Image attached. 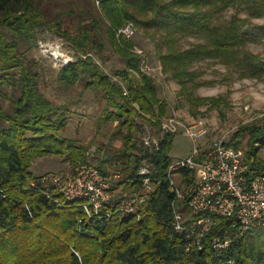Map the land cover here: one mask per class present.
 I'll return each instance as SVG.
<instances>
[{
	"label": "trees",
	"instance_id": "1",
	"mask_svg": "<svg viewBox=\"0 0 264 264\" xmlns=\"http://www.w3.org/2000/svg\"><path fill=\"white\" fill-rule=\"evenodd\" d=\"M98 2L89 22L77 13L78 25L69 29L64 18L74 11L50 15L35 0H0V264H264V226L250 228L221 253L213 239L234 234L235 217L217 216L202 247L175 229L178 199L168 168L176 134L165 132L163 124L170 105L159 95L151 75L141 69L142 55L147 60V53L142 48V53L136 51L133 36L117 33L130 22L150 35L161 70L178 82L179 92L196 114L199 105L217 102L194 95L203 84L193 69L195 62L219 58L243 74L264 75V55L248 49L250 43L264 39V23H252L264 17V0ZM231 8L235 12L225 18ZM100 24L125 60V67L115 72L122 81L94 58L101 47ZM45 30L74 49L75 58L58 70L57 80L66 85L80 82L98 91L105 104L100 118L105 124L116 122L114 136L122 141L109 156L96 157L101 173L119 174L113 189L121 186L122 192L91 215L79 200L67 199L52 188L47 191L42 175L31 171L33 160L47 154L64 157L76 168L92 161L88 145L62 133L68 127L69 108L56 106L40 89L42 59L31 51ZM187 36L200 41L180 47ZM142 122L157 130L158 149L143 147ZM228 144L244 149L250 176L264 173V122L240 126ZM145 158L152 164L149 177L155 188L139 215L123 213L122 199L143 190L139 170ZM176 174L186 189L195 170L181 167ZM186 201L182 199L183 212Z\"/></svg>",
	"mask_w": 264,
	"mask_h": 264
},
{
	"label": "rangeland",
	"instance_id": "2",
	"mask_svg": "<svg viewBox=\"0 0 264 264\" xmlns=\"http://www.w3.org/2000/svg\"><path fill=\"white\" fill-rule=\"evenodd\" d=\"M35 1L39 4V7L46 10L50 15L76 12L72 15L69 13L64 18L65 27L69 29H73L78 25L77 13H81L80 16H84L85 21L89 22L91 19L90 14L95 11L99 3L98 0ZM234 12L235 9L231 8L224 13V17L229 18ZM241 16H246V13L241 11ZM252 23H264V17L254 18ZM131 24L135 29L133 34V39L137 42L135 49L141 50L142 48L147 53V60L145 66H143L144 70L155 80L159 95L168 100L170 105L169 117L175 116L182 121L203 117L207 121L209 133L211 134L196 143L200 151L211 140L224 134H227L231 139L232 134L240 126L264 122V75L249 76L243 74L238 67L224 63L219 58L208 57L195 62L193 69L198 72V80L202 81L203 84L194 90V95L214 98L217 104L212 106L211 102L207 101L205 104L199 105L197 108L198 113L194 114L191 103L179 92L180 85L178 82L161 70L160 61L155 52V45L150 35L143 30L136 29L133 23ZM100 33L99 43H101V47L94 58L115 80L122 81V78L115 72L125 67V60L120 57L108 41L103 24H100ZM38 37V46L32 49L31 54L42 59L43 74L39 81L40 89L56 106L65 105L69 108L67 114L69 118L68 127L62 133L88 145L87 155L92 160L88 161L97 167L96 157L109 156L114 149L122 145L121 139L114 136L116 122L113 124L102 122L100 117L105 104L98 91L84 88L80 82L66 85L57 80L58 70L75 58L74 49L62 38L49 31L40 32ZM199 41L195 36H187L180 40L179 46L188 48ZM248 49L264 55V39L256 43H250ZM166 120L167 118L163 120V124ZM142 127V140L148 136L155 140L159 139L157 136L159 134L155 128L145 122H142ZM246 139L247 137L244 139V144ZM194 147L195 144L191 138L176 133L170 156L173 161L185 159L193 155ZM261 155L264 157V148L261 150ZM79 166L74 167L70 160L64 157L47 154L33 160L31 171L36 175H62L71 179L77 173ZM107 176L110 177L113 183L112 190H114V185H116L120 176L118 173L111 172ZM172 178L181 191H184L181 182L182 176L174 173ZM53 190L62 193L59 189ZM112 192L114 195L115 193L118 194L122 192V187L119 186ZM181 203L182 199L179 198L177 209L180 211L183 210Z\"/></svg>",
	"mask_w": 264,
	"mask_h": 264
},
{
	"label": "built area",
	"instance_id": "3",
	"mask_svg": "<svg viewBox=\"0 0 264 264\" xmlns=\"http://www.w3.org/2000/svg\"><path fill=\"white\" fill-rule=\"evenodd\" d=\"M135 33L131 23L118 30V35L130 38ZM138 53L142 50L137 49ZM146 59L142 55L141 69L145 72ZM164 129L179 133L192 139L195 144L193 155L173 161L168 168L171 183L176 187L177 199L187 198L186 211L175 208L174 227L186 237L202 247L203 237L215 224L217 216L235 217L238 230L224 239H213L217 253H221L229 244L255 226H264V173L250 176L249 165L245 161L244 149L228 142L227 134L211 140L200 151L196 143L209 135L207 121L203 117L182 121L170 116L164 123ZM143 147L150 151L159 148V139L148 136L143 139ZM152 164L143 159L139 174L143 179L142 192H134L122 199L119 211L139 215V209L155 188V181L149 174ZM181 167L195 170L193 182L184 191L174 182L172 176ZM41 183L48 189H59L70 200H80L83 208L91 215L105 203L112 200L113 183L110 177L91 162L79 166L71 179L62 175L42 176Z\"/></svg>",
	"mask_w": 264,
	"mask_h": 264
},
{
	"label": "water",
	"instance_id": "4",
	"mask_svg": "<svg viewBox=\"0 0 264 264\" xmlns=\"http://www.w3.org/2000/svg\"><path fill=\"white\" fill-rule=\"evenodd\" d=\"M165 131H168L167 129H165Z\"/></svg>",
	"mask_w": 264,
	"mask_h": 264
}]
</instances>
